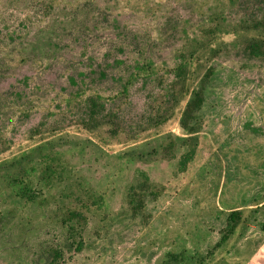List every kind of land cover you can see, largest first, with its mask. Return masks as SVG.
Returning a JSON list of instances; mask_svg holds the SVG:
<instances>
[{"label":"rangeland","instance_id":"1","mask_svg":"<svg viewBox=\"0 0 264 264\" xmlns=\"http://www.w3.org/2000/svg\"><path fill=\"white\" fill-rule=\"evenodd\" d=\"M252 41L264 48V0H0V172L53 154L52 193L75 175L100 205L81 251L64 247L53 209L19 206L0 227V264H44L57 245L58 264H264V56ZM203 84L182 164L180 119ZM91 95L112 118L81 119ZM167 138L173 158L160 155ZM34 169L27 181L47 191ZM146 178L161 192L134 214L131 188ZM15 206L0 198V212Z\"/></svg>","mask_w":264,"mask_h":264},{"label":"trees","instance_id":"2","mask_svg":"<svg viewBox=\"0 0 264 264\" xmlns=\"http://www.w3.org/2000/svg\"><path fill=\"white\" fill-rule=\"evenodd\" d=\"M250 56L260 58L264 56V48L259 41H252L246 48ZM187 64L181 62L177 66V77L183 79L186 76ZM210 72L207 78L210 77ZM206 85L203 84L188 100L185 109L180 119V125L185 134L188 135L187 144L192 147L182 156L181 163L186 164L194 156V151L197 146V133L201 130L203 120L200 115V110L205 101ZM100 96H89L84 103L85 112L82 113L81 119L88 123L98 122L100 117L112 118V112L105 114V107L98 99ZM178 141L175 138H167L160 149L162 157L173 158L177 153ZM28 154L15 156L4 164H8V168L4 172H0V198L5 201L11 200L16 204L14 208L5 209L0 212V227L6 219L14 221L17 217L19 206L25 208L31 204H39L44 209H53L56 216V223L66 234V243L64 247H68L70 251H81L84 247V232L89 224V215L95 206L99 205V197L92 188L86 187L81 179L73 175L69 181L60 186L59 192L52 193V190L60 175V170L63 167L59 158L53 154H45L42 162H39L34 167L29 169ZM10 168H12L10 170ZM38 172L39 181L47 188L43 192L42 189L33 187L31 182H28V172L30 170ZM149 178L143 180L142 187L131 188V198L134 201V214L141 213L146 207V201L149 196L155 199L159 196L161 190H158V184L149 183ZM140 184V185H141ZM144 185L147 186L144 189ZM52 189V190H51ZM100 206V205H99ZM241 220V212L233 211L227 219L228 230L222 240L231 234ZM24 221V220H23ZM28 224V222H27ZM2 228V227H1ZM6 228V225L3 227ZM2 228V229H3ZM51 258L46 260L40 258L44 264H58L64 258V248L55 246L51 248ZM176 257V255H174Z\"/></svg>","mask_w":264,"mask_h":264}]
</instances>
